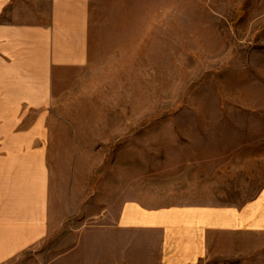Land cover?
<instances>
[{"label": "rangeland", "instance_id": "374dc122", "mask_svg": "<svg viewBox=\"0 0 264 264\" xmlns=\"http://www.w3.org/2000/svg\"><path fill=\"white\" fill-rule=\"evenodd\" d=\"M95 14L88 69L24 113L44 125L58 232L125 198L178 202L198 137L264 120V0H98Z\"/></svg>", "mask_w": 264, "mask_h": 264}, {"label": "crops", "instance_id": "0c3cea01", "mask_svg": "<svg viewBox=\"0 0 264 264\" xmlns=\"http://www.w3.org/2000/svg\"><path fill=\"white\" fill-rule=\"evenodd\" d=\"M97 1L0 0V264H264V120L198 137L178 202L125 198L58 232L44 125L24 113L47 110L59 74L88 69Z\"/></svg>", "mask_w": 264, "mask_h": 264}]
</instances>
